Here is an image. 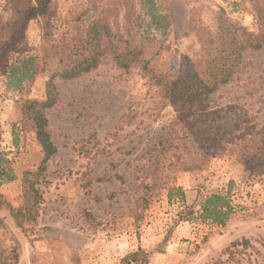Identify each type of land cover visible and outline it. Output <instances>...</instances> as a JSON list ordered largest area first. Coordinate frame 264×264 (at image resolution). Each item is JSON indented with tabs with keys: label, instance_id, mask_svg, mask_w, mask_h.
<instances>
[{
	"label": "rangeland",
	"instance_id": "1",
	"mask_svg": "<svg viewBox=\"0 0 264 264\" xmlns=\"http://www.w3.org/2000/svg\"><path fill=\"white\" fill-rule=\"evenodd\" d=\"M110 1L54 0L53 39L45 43L41 20L26 34L28 56L44 70L17 91L0 76V162L16 176L0 183V193L15 209L25 202L23 173L37 172L44 159L25 126V103L48 100V81L63 71L53 46L76 52L95 8ZM10 2L0 18H8ZM157 2L174 21L166 35L150 30L149 68L181 86L182 66L201 49L197 29L215 32L222 11L261 32L264 0ZM244 62L241 79L194 105L164 101L139 68L124 71L110 58L77 79L57 77L56 103L45 114L58 152L40 185V215L21 228L0 208V264H121L139 249L146 264H264V166L255 154L231 151L241 136L264 129V49L246 52ZM213 193L235 210L225 227L200 216Z\"/></svg>",
	"mask_w": 264,
	"mask_h": 264
},
{
	"label": "trees",
	"instance_id": "2",
	"mask_svg": "<svg viewBox=\"0 0 264 264\" xmlns=\"http://www.w3.org/2000/svg\"><path fill=\"white\" fill-rule=\"evenodd\" d=\"M54 0H11L8 18H0V76L7 78L9 89L21 90L26 83L34 80L42 72L35 57L28 56L31 51L27 39V28L34 20H41L43 39L50 42L53 39L52 18L54 16ZM140 6L145 15L138 13ZM259 24L262 26L258 34L251 33L243 27L229 22L222 11L218 16V26L215 32L209 28L199 27L197 35L201 44L200 52L195 60H189L180 70L182 86L161 76L153 75L148 60V50L145 43L152 42L150 30L155 29L166 35L173 25L170 13H161L157 0H111L109 6L95 8L90 18L87 30L80 35V45L76 52L68 47L59 49L53 46L59 56L63 71L53 76L47 83L48 100L44 103L27 101L23 109L25 126L36 133L44 153V159L37 172L25 171L22 186L25 202L15 209L0 193V208L10 210L17 226L35 223L40 215L43 202L41 183L49 161L56 156L58 150L49 130L46 110L56 103L55 79L74 80L96 70L106 59L120 69L129 71L139 68L144 76H148L154 86L159 88L164 101L171 104L194 105L203 102L239 79L246 72L247 64L244 55L248 51L264 49V7L257 6ZM123 11V22L120 13ZM121 30L116 36L114 28ZM122 26V27H121ZM135 32V33H134ZM134 33V35H133ZM118 38L115 42L114 39ZM139 36L136 44H131L130 37ZM84 38V39H82ZM49 51L45 49L44 61ZM17 56L14 62L13 57ZM73 59H77L73 60ZM1 141V131H0ZM233 153L255 154L264 166V129L257 135H244L234 145ZM5 159L0 153V160ZM7 161V160H6ZM200 169L199 166H195ZM184 169L194 170V166L184 165ZM12 171L3 167L0 162V183L12 182L16 179ZM235 214L227 196L213 193L201 204L200 216L205 221L225 227ZM237 245L236 243L233 246ZM148 254L139 249L126 255L121 264H146Z\"/></svg>",
	"mask_w": 264,
	"mask_h": 264
},
{
	"label": "built area",
	"instance_id": "3",
	"mask_svg": "<svg viewBox=\"0 0 264 264\" xmlns=\"http://www.w3.org/2000/svg\"><path fill=\"white\" fill-rule=\"evenodd\" d=\"M10 0H0V10H3L6 8Z\"/></svg>",
	"mask_w": 264,
	"mask_h": 264
}]
</instances>
